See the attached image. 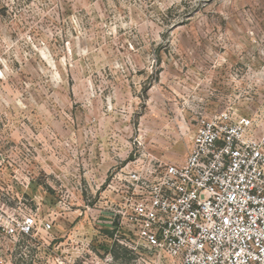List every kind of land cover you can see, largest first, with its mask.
I'll list each match as a JSON object with an SVG mask.
<instances>
[{"label": "rangeland", "instance_id": "rangeland-1", "mask_svg": "<svg viewBox=\"0 0 264 264\" xmlns=\"http://www.w3.org/2000/svg\"><path fill=\"white\" fill-rule=\"evenodd\" d=\"M229 105L264 110V0H0V184L32 173L62 249L122 167L182 163Z\"/></svg>", "mask_w": 264, "mask_h": 264}, {"label": "built area", "instance_id": "built-area-1", "mask_svg": "<svg viewBox=\"0 0 264 264\" xmlns=\"http://www.w3.org/2000/svg\"><path fill=\"white\" fill-rule=\"evenodd\" d=\"M196 124L182 163L143 154L120 169L74 251L29 193L32 173L16 171L0 184V264H112L114 246L129 264H264V110L229 105Z\"/></svg>", "mask_w": 264, "mask_h": 264}, {"label": "crops", "instance_id": "crops-1", "mask_svg": "<svg viewBox=\"0 0 264 264\" xmlns=\"http://www.w3.org/2000/svg\"><path fill=\"white\" fill-rule=\"evenodd\" d=\"M36 191L38 193L40 192L41 194L34 195L33 194V192H34V186L31 185V189L29 191V193L31 194V196L36 197L37 199H43L45 201H48V193H46L47 191L44 192V189H43L42 186H39Z\"/></svg>", "mask_w": 264, "mask_h": 264}]
</instances>
